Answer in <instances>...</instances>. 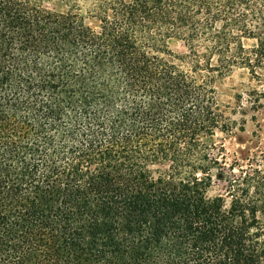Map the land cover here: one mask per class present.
I'll return each instance as SVG.
<instances>
[{
  "label": "trees",
  "instance_id": "1",
  "mask_svg": "<svg viewBox=\"0 0 264 264\" xmlns=\"http://www.w3.org/2000/svg\"><path fill=\"white\" fill-rule=\"evenodd\" d=\"M236 70L261 107L264 0H0V264H264Z\"/></svg>",
  "mask_w": 264,
  "mask_h": 264
},
{
  "label": "rangeland",
  "instance_id": "2",
  "mask_svg": "<svg viewBox=\"0 0 264 264\" xmlns=\"http://www.w3.org/2000/svg\"><path fill=\"white\" fill-rule=\"evenodd\" d=\"M45 5L51 6L46 3ZM169 47L175 53L185 52L182 43L175 40L169 42ZM250 84L247 74L239 70L217 83L218 102L226 117L234 123L231 133L217 132L215 135L217 147L223 149L226 162L223 171L228 176L230 175L227 169L229 165H235V168L236 165H241L245 169L248 163L251 164L252 169L260 171V176H264V99L261 101V107L252 109L245 100L241 104L236 98L238 94L248 91ZM234 175H238L236 169ZM224 194L225 182L215 179L208 196L215 197Z\"/></svg>",
  "mask_w": 264,
  "mask_h": 264
}]
</instances>
